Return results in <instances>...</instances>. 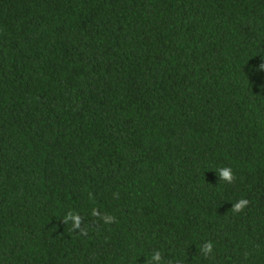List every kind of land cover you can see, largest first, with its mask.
<instances>
[{
  "label": "trees",
  "instance_id": "1",
  "mask_svg": "<svg viewBox=\"0 0 264 264\" xmlns=\"http://www.w3.org/2000/svg\"><path fill=\"white\" fill-rule=\"evenodd\" d=\"M262 68L264 0H0V264H264Z\"/></svg>",
  "mask_w": 264,
  "mask_h": 264
},
{
  "label": "clouds",
  "instance_id": "2",
  "mask_svg": "<svg viewBox=\"0 0 264 264\" xmlns=\"http://www.w3.org/2000/svg\"><path fill=\"white\" fill-rule=\"evenodd\" d=\"M264 69V68H262ZM215 173L218 177V180H222L227 183H231L234 180V174L231 167H223L219 169H214ZM248 204V201L246 199H239L234 205H231L234 212H240L246 205ZM92 215L95 216L97 213L95 210H93ZM103 220L105 223H110L113 220V217L111 216H104ZM63 221L65 223H68V221H71V228L72 229H79L80 228V218L74 211L67 212L64 217ZM202 250L207 253L212 250V244L210 242H206L203 245ZM150 262L151 264H165L163 258L161 257L159 250H154L150 254Z\"/></svg>",
  "mask_w": 264,
  "mask_h": 264
}]
</instances>
